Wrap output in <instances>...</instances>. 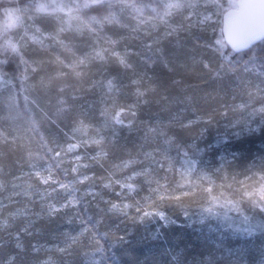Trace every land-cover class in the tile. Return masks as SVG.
<instances>
[{
    "label": "snow or ice",
    "instance_id": "snow-or-ice-1",
    "mask_svg": "<svg viewBox=\"0 0 264 264\" xmlns=\"http://www.w3.org/2000/svg\"><path fill=\"white\" fill-rule=\"evenodd\" d=\"M30 2L23 13H0V46L19 58L26 102L20 111L19 92L0 95L3 118L19 122L5 140L18 143L27 165L8 180L0 169V191L10 189L8 203L0 201V264H264V247L249 261V250L225 249L222 241L217 250L224 251L207 259L189 260L178 247L149 250L143 261L123 258L137 230L141 240H159L177 213L210 234L264 236V0H161L150 15L135 0ZM126 10L131 25L121 19ZM48 16H55L54 31L38 23ZM21 28L26 46L40 54L35 59L8 35ZM178 70L217 85L205 99L230 94L232 102L185 118L193 98L168 95L169 88L183 91L184 80L172 75ZM5 75L0 70V93L16 88ZM36 83L50 93L49 107L54 96L52 113L27 94ZM78 91L94 99L77 103ZM154 102L163 111L183 107L166 118L147 115ZM229 112L231 131L205 143L217 117L228 120ZM112 217L133 227L111 230ZM63 219L79 221L78 230L53 234L51 247L24 244V236H41L42 225Z\"/></svg>",
    "mask_w": 264,
    "mask_h": 264
},
{
    "label": "trees",
    "instance_id": "trees-1",
    "mask_svg": "<svg viewBox=\"0 0 264 264\" xmlns=\"http://www.w3.org/2000/svg\"><path fill=\"white\" fill-rule=\"evenodd\" d=\"M67 2V0H65ZM32 4L30 0H0V13L6 11V10H13V12H19L18 8L23 7L26 8L27 5ZM60 13H57L55 15H59ZM129 15V13H127ZM123 21V20H122ZM124 23L129 24V21H123ZM30 21L25 19V25L29 24ZM44 28V30H54L56 23H55V16H48L46 18H42L38 21ZM30 30V29H29ZM112 31L116 32V29H112ZM23 33V28L21 29H13L8 35L13 36L16 40H19L21 51L23 52L24 56L31 60L35 59L37 55H40L36 52V50L30 46L27 45V38H21ZM135 42V41H134ZM2 43V42H0ZM130 43V42H129ZM53 51H58V49H53ZM61 55H64V53H60ZM47 55V54H44ZM0 59H7L8 63L7 65L0 66V70H2L6 75L4 76L5 80H11L13 83H15L16 88L13 89L11 86L6 87L3 90V93H0V95L7 96L9 94H15L16 92H19V110L24 111L26 102L24 100L25 92L21 89L20 82L17 79L16 75L22 70V65H19V58L14 55L11 50H7L5 46H0ZM45 68L48 71L52 70L51 65H45ZM157 72H162V70L157 67ZM15 72L14 77H9L8 74ZM48 72L44 73H38L35 76H33V81H38V78L40 75H44L45 78H47ZM164 75H168L166 73H163ZM173 76L176 78H182L184 80V84L182 85L183 91H180L179 88H169L168 89V95L169 96H190L193 98L194 101V107L190 109L188 112H184L182 115L189 116L191 114L193 115H203L207 111H209L212 108H221L223 103H231L230 94L229 96H226L223 101L219 99H212L208 98L205 99V96L213 92L214 89L217 88V85L209 82L205 83L204 80L195 74V72H191L187 75H184L181 71L178 70L177 73H173ZM27 86V85H25ZM128 91H131L129 89ZM30 97H39L40 103L42 107L47 108L49 113H52L54 111V102L55 98L54 96H51V99L53 101V106L49 107L45 101H47L50 98V93L46 92L44 89L41 88L39 83H36L35 89L29 88V91L27 93ZM86 95L87 99H94V96L90 92H84V91H78V95ZM155 99V98H154ZM83 100L77 101V103H83ZM88 103V101L84 102ZM163 101H161V104ZM155 107L153 109V113L157 114L159 113L163 117H168L169 115H172L178 110L183 107L179 104H171L168 107L167 111H163L160 106H158L155 102L152 103L147 109ZM145 109V111H147ZM16 109H14L15 111ZM35 110V109H34ZM6 110L0 106V169H3L5 172L4 179L8 180L12 176H16L21 174V172L27 170L26 163L21 158L20 149L17 144H12L9 142H6V137H11L14 134V129L17 126L19 122H13L9 121L8 119L3 118L5 115ZM37 117H39V112H36ZM233 115L231 112H229V117ZM220 117L218 116L217 119ZM226 122H229V120H226ZM212 131V130H211ZM197 130L192 131L191 133L187 134L185 136V139H189L190 137L194 136L196 134ZM213 133V131H212ZM210 132V134L212 135ZM209 134V135H210ZM213 138V137H212ZM254 141V145L256 146V150H258V147L261 143L262 138L259 134H257L255 137L252 138ZM248 145L245 144L244 147H247ZM10 174V175H9ZM10 191V189H9ZM9 191H0V201H3L4 203H8V194ZM18 206V205H13ZM117 217H112L109 220H107V225L111 230H116L119 228L121 231V226L123 227H133L130 222H119ZM66 219L59 220L56 223H53L51 225H42L44 228V233L41 236L38 237H23V242L25 245H30L31 243L39 242L41 244H47L49 247L52 245L48 244L51 241V238L53 239V234H59L62 231H70L69 229H72L71 232H75L78 230V223H73L71 226H66ZM78 224V225H77ZM186 227H171L170 229H163V236L159 240H141V237L143 235L142 231L137 230L135 234L130 237L131 240H133V244L127 245L129 249L130 256L123 257L125 260L128 259H134L137 261H143L146 256L149 253V250H157L161 247H178V248H186L188 252V259L191 260L193 257L199 258V259H207L212 254H215L216 256H219L224 249L217 250V244L221 241L223 242L225 249H237V248H244L249 250V254L246 256V259L249 261H258L260 259V249L264 247V236H255L250 241H242L241 239L236 240L233 237L228 238L225 236V238H217L208 236V234H204L202 231L196 232V231H190L185 229ZM136 241H141L140 243H136ZM239 241V242H237ZM117 255H120L122 253V249L116 250ZM55 257V254H53ZM5 257V253L3 251H0V259H3ZM39 258H46L44 257V254H41Z\"/></svg>",
    "mask_w": 264,
    "mask_h": 264
},
{
    "label": "rangeland",
    "instance_id": "rangeland-1",
    "mask_svg": "<svg viewBox=\"0 0 264 264\" xmlns=\"http://www.w3.org/2000/svg\"><path fill=\"white\" fill-rule=\"evenodd\" d=\"M224 2L226 3L227 2V0H224ZM135 3L137 4V6H139V7H142L144 10H145V13L146 14H151V7H158V6H160V4H161V0H135ZM32 6V4H30V5H27L26 7H31ZM18 11H19V13H23V11H24V8L23 7H19L18 8ZM95 12L96 10H85V12H84V15H88L89 14V12ZM128 13V11L126 10L125 11V13H124V15L121 17V19L123 20V21H126V20H128L129 21V24L131 25V24H133L134 23V21L132 20V19H130L129 18V15L127 14ZM59 16H62V14H59ZM57 27V25L54 27V28H56ZM55 30V29H54ZM53 30V31H54ZM49 31H52V30H49ZM136 44V42H134V41H131L130 42V45H135ZM6 47V49L7 50H10L7 46H5ZM9 75V77H10V79H11V77H14L16 74H15V72H13V73H11L10 72V74H8ZM16 77H17V75H16ZM81 96V99L80 100H82V99H84L83 100V103L84 102H86V101H91V99H87L86 97V95H84V94H82V95H80ZM155 107H151V108H149V109H147V111H145V113L147 114V115H155L152 111H153V109H154ZM183 114V113H182ZM193 114H191V115H189L188 117H190V116H192ZM196 115V114H195ZM185 118H188L187 116H185V115H183ZM232 117H233V115H231L229 118H228V120H231L232 119ZM220 122H219V124H217V125H214L213 127H211L210 129H209V131L205 134L206 135V140H205V143H207V142H215V139H216V137L218 136V135H222V134H224L225 132H230L231 131V128L230 127H228V128H226L225 127V125L226 124H228V122H226V120L225 119H223V118H219L218 119ZM213 131V133H212V131ZM210 132L212 133V135L210 134ZM198 134H199V130L197 129V132H196V134L194 135V136H192V137H190L189 139H192L193 137H196V136H198ZM210 134V135H209ZM213 137V138H212ZM99 170H97V172H98ZM190 211L192 212V213H196V211H197V208L196 207H193L192 209H190ZM169 212L171 213V210H169ZM195 218V217H194ZM116 219H118V221L119 222H124V221H122V219L121 218H116ZM172 219H174V220H176V223L175 224H173V225H171L170 227H168V228H166L165 230H167V229H170L171 227H176V226H178V227H186L185 229H187V230H190V231H196L197 233L200 231H202L204 234H208V236H212V237H219V238H225V236H227L228 238H230V237H233L234 239H236V240H239V239H241L242 241H250L253 237H255V236H262V235H260L259 233H255L254 235H252V236H239V237H237V236H234V235H231V234H229V233H224L223 235H221L219 232H216V233H209L208 232V229H207V227L206 226H201L199 223H193V224H188L185 220H184V217L182 216V215H179L178 213L176 214V215H173L172 216ZM79 221H76V222H74V223H78ZM125 223H128V222H125ZM72 225V224H71ZM70 224H68L67 222H66V226H71ZM78 225V224H77ZM78 227H79V225H78ZM153 228H155V224H153V226H152ZM125 227H123V226H121V229H124ZM130 228H132V227H130ZM70 231H72V229H69ZM164 233V232H163ZM51 241L52 242H49L48 244H50V245H52L53 243H55L56 241H54L52 238H51ZM237 242H239V241H237ZM240 243V242H239ZM45 257V256H44Z\"/></svg>",
    "mask_w": 264,
    "mask_h": 264
}]
</instances>
